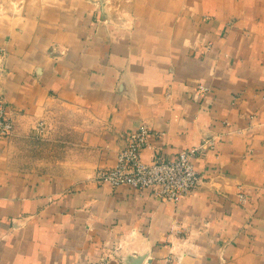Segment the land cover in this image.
I'll return each mask as SVG.
<instances>
[{
	"label": "crops",
	"instance_id": "0c3cea01",
	"mask_svg": "<svg viewBox=\"0 0 264 264\" xmlns=\"http://www.w3.org/2000/svg\"><path fill=\"white\" fill-rule=\"evenodd\" d=\"M0 96V264H264V0H0ZM55 104L89 127L36 170L14 135ZM142 126L144 162L213 141L178 202L94 178Z\"/></svg>",
	"mask_w": 264,
	"mask_h": 264
},
{
	"label": "built area",
	"instance_id": "2783aa9c",
	"mask_svg": "<svg viewBox=\"0 0 264 264\" xmlns=\"http://www.w3.org/2000/svg\"><path fill=\"white\" fill-rule=\"evenodd\" d=\"M14 131V121L7 104L0 96V140L9 138ZM150 131L142 126L127 133V145L117 152L115 163L107 168L97 169L94 178L112 186L125 184L138 189H149L163 201L178 202L201 182L193 164L199 153L212 147L208 139L180 150L174 159L156 156L149 162L141 159L142 149L148 144ZM241 202L245 196L239 193Z\"/></svg>",
	"mask_w": 264,
	"mask_h": 264
},
{
	"label": "rangeland",
	"instance_id": "374dc122",
	"mask_svg": "<svg viewBox=\"0 0 264 264\" xmlns=\"http://www.w3.org/2000/svg\"><path fill=\"white\" fill-rule=\"evenodd\" d=\"M49 110V111H48ZM44 114L42 121L24 120L14 135V148L20 160L31 164L36 170L67 168L75 159V134L86 130L87 115L69 105H52ZM82 131V132H83ZM79 154H82L78 150ZM89 151H83L88 158ZM78 158V157H77Z\"/></svg>",
	"mask_w": 264,
	"mask_h": 264
}]
</instances>
